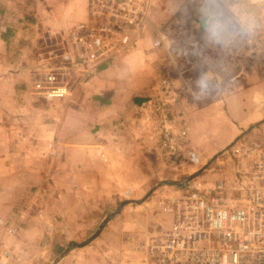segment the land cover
<instances>
[{"label":"crops","instance_id":"obj_1","mask_svg":"<svg viewBox=\"0 0 264 264\" xmlns=\"http://www.w3.org/2000/svg\"><path fill=\"white\" fill-rule=\"evenodd\" d=\"M183 1L185 3V0H153L152 11L156 7L157 13L155 19L151 17V20L155 25L171 22L175 32L172 36L168 32L166 37L177 55L181 53L182 46L173 38H183L179 31L182 18L185 17L189 24L195 23L189 32V38L205 40L208 45H201L199 48L196 46L195 50L190 48L191 55L196 54V59H189L188 68L211 72L205 75L214 86L212 94H216L209 98L210 103H216L221 95L230 93V88L233 87L231 84L235 86L234 93L239 90L240 81L234 83L230 80L231 76L237 74V78L233 80L238 81L241 74L239 71H256L257 77L264 81V0L213 2L208 6L215 21L223 25L231 37L230 42L221 45L212 43L207 38L203 11L206 7L197 9L188 6L193 14L182 15L178 12V7ZM42 2L43 0H0V217L5 220L13 219L15 236L4 239V246L18 257L19 264H31L37 260L52 262L58 248L84 241L101 219L104 206H112V203L105 204V201L115 203L117 198L123 196L113 185V182L119 181L116 159L122 152L137 149L135 140L132 139L120 144L99 139L87 141L63 138L66 129L72 133L77 131V127L67 126L65 110L55 130L56 142L49 141L45 149L38 148L32 158L21 156L23 147L32 149L31 144L22 147L20 141L26 121L34 117V112L27 109L34 105L30 95L31 80L37 66L44 61L40 58L38 49H33L40 36L36 30L39 14L31 11L33 19L28 17L23 20L21 11L32 10L31 7L43 5ZM86 2L87 0L56 1L59 8L57 11L52 10V15L56 13L54 21L58 25L53 30H61L64 37L73 26L89 22ZM46 13L50 15L49 12ZM32 21V25L28 24ZM151 38V34L143 30L125 55L113 63L100 65L90 79L83 80L74 90L72 100L76 98L78 91H82L79 94L87 93L94 87L103 89V94L140 87L143 95L139 103L149 96L154 81V58L158 49ZM199 52L207 56L201 60ZM159 53L164 56L162 51ZM247 73L249 72L246 75ZM199 79L194 77L190 82L192 85L197 84ZM176 83L181 90L185 86L181 78L173 79V88L167 98L175 122L178 118H183L186 112L200 114L203 108H198L199 102L183 104L179 97H174ZM148 85L150 87L147 90ZM240 91L233 93V98L242 103L243 107H236L242 110L232 113L231 108L224 105L225 113L233 121L232 138L248 124L260 120L263 114L259 111L258 104L256 111L247 112L244 104L246 94L251 89L243 88ZM195 93L196 90L192 92ZM181 94L186 98L185 92ZM84 95L82 94V99ZM216 106L218 105H213ZM149 129L154 135L150 123ZM39 130H43L42 134L49 135L54 127L48 124ZM128 131H131L130 127ZM52 145L54 153L49 155ZM155 150L160 159L157 147ZM111 230L112 225H107L87 246L70 249L55 264H139L142 256L138 259L132 257V252H137L134 244L123 245L116 240V248L110 245L114 238Z\"/></svg>","mask_w":264,"mask_h":264},{"label":"built area","instance_id":"obj_2","mask_svg":"<svg viewBox=\"0 0 264 264\" xmlns=\"http://www.w3.org/2000/svg\"><path fill=\"white\" fill-rule=\"evenodd\" d=\"M230 1L236 0L211 3ZM152 2L87 0L89 22L73 26L46 53L57 63L34 74L30 95L34 101H68L83 80L90 79L100 65L125 55L147 30L164 53V64L173 78L158 77L139 109L149 113L161 159L197 167L198 155L185 145L188 128L175 122L167 101L173 79L189 63L174 53L163 32L152 25ZM185 2L197 9L211 4L209 0ZM53 153L54 145L49 155ZM232 155L227 176L213 185L199 178L182 179V187L158 203L143 241L135 244V250L143 253L139 264H264V132L240 144ZM127 195L124 191L123 196ZM14 236L13 219L0 217V264H19L18 257L4 246V239Z\"/></svg>","mask_w":264,"mask_h":264},{"label":"rangeland","instance_id":"obj_3","mask_svg":"<svg viewBox=\"0 0 264 264\" xmlns=\"http://www.w3.org/2000/svg\"><path fill=\"white\" fill-rule=\"evenodd\" d=\"M56 1L58 0H43V5L41 4L36 5V7H31L32 10L29 11H25L24 9L21 11L23 20L28 17H31V19H33V16H31L30 14L31 11L34 14L38 12L39 16L37 17L40 18H37L38 22L36 21L37 34H40V36L38 37V40L36 42L38 43L37 46H35V48L33 49L35 51L38 49V52L41 55L40 58L45 62L43 61L40 65H38L39 67L37 66L34 74L37 71L40 72L41 70L57 63L56 60L48 59L46 55L48 51L56 48L57 44L62 41L63 38V33L61 30H53L55 29L53 27L55 25H58V22L54 21L56 19V13H53L52 15V10L57 11L59 8L56 5ZM178 8V12H180V14L182 15L188 16L193 14V12L188 9V5L186 4V2L184 3V1ZM156 9L157 8L155 7L154 11L151 12V17H153V19H155L154 17L157 13ZM46 11L50 13L49 16L47 15ZM51 19L53 21H51ZM182 19L183 20L181 23V28H179V31H181V36L183 38L173 39L174 41L178 40L177 42L182 46L181 53H179L178 55L187 63H189L190 58L196 59V54L191 55L192 50L190 48L192 47V49L195 50L196 46L199 48V46H205L208 45V43L205 40H194L195 38L193 37L190 39L189 32L193 29L192 27L195 25V23L189 24L188 21H186L185 17H183ZM151 23L156 29L163 32L165 37L168 32H170L169 35L171 36L172 33L175 32L173 26H171V22H167L166 24L162 25H155L151 20ZM28 24L32 25L33 21ZM159 51L162 50L157 49V55L154 58L155 62L153 69V84L155 83V81L157 82L158 77L160 76L172 77L167 70L166 65L164 64V56L163 54L159 53ZM206 56L207 55H205V53L201 52L199 54V59L202 60ZM207 72L211 74L210 71ZM236 72L237 71H235V74ZM239 72L241 74L238 81L233 80L237 78V74L231 76L230 80L234 83L240 81V85H238V87L241 91L243 88L251 89V91L246 94L247 98L244 104V106L246 107V111H256V107L258 104V109L260 108L259 111L263 112V117L264 81L257 77V74H255L256 71H246L249 72L247 73V75L245 71ZM208 73H205V71H202V69L190 70L188 67L182 68L179 71V75L175 76L174 79H182V81L185 83L184 90H181L176 83L174 97H179L183 104H194V102L196 101H194L193 99L194 94H192V92L194 90H196L197 92V84L192 85L190 80H193L194 77L201 78V76L206 78L205 75ZM92 74L94 75V72L91 73L90 76H92ZM206 79L208 81L210 80L208 78ZM231 85L233 87L230 88V93L221 95L220 99L216 103H210L211 101H209V98H213L214 95H216L215 93L210 94L206 98V100L199 102L198 104L200 105V107L198 108H203L200 114H195V112L188 114V112H186L183 118L177 119L178 123H182L188 128L185 145L187 149L194 151L198 155L200 163L197 167H190L185 164L178 165L172 163L170 165H173L175 167L171 168L167 166L163 167L160 164L161 160L158 158L155 150V137H153L154 135L150 133L149 129V113L147 109H139V100L143 95L140 87H134V89L131 88L126 91L123 89L108 94H103V89L100 90L99 88L94 87L92 91L88 90L87 93H82L83 95L88 94L87 96L84 95V99H82V94H79L82 91H78L74 100H72L71 96L68 101H34L33 107H27L28 110H32L34 112V117H31L30 120L26 121L27 125L24 126L25 131L22 135V141H20L22 147L31 144L32 149L27 150L26 147L25 149L23 147V149L21 150V156L24 157L27 155L28 157L32 158L36 155L35 151H37L38 148L45 149L46 143H48L49 141H52L54 143L56 142L57 134L55 133V130L58 128L61 115L63 114V112H65V110H67V126H75L77 127V131L75 130V132L72 133L68 132L66 129L63 134V138L70 140H73L75 138L78 140L87 141L99 139L120 144L127 143L131 139L135 140L137 149L134 148L133 152H122L116 159L117 165L115 167L118 171L117 173L119 181L113 182V185L117 187L118 193L128 191L129 195L117 198V201L115 203H113V201H105V204L112 203V206H104L105 209L102 211L101 219L96 223V229L99 223L114 209H116L118 203L122 200H138L152 186L159 184L161 181L171 180L180 182L182 179H185L188 175L192 174L204 163H206V161H208V159L214 153L228 145L242 131L246 130L248 127L259 121L257 120L252 122L251 124H248L245 129L241 130L235 137L232 138L233 134H231V131L233 127L231 128V123L233 121L227 116V113H225L226 109L224 108V105L229 106L232 113H237V111H240V109L242 110V108L237 109L236 107H243V105L242 103H240V101L237 102V100L233 98V90L235 89V86L234 84ZM149 87L150 85H148L146 89L148 90ZM153 88L154 85L151 86V93L153 92ZM182 92L186 93V98L183 96V94H181ZM237 92H235L234 94H236ZM100 93H102L103 95H99ZM223 99H225L226 101L223 102ZM213 105L218 106L213 107ZM221 110L225 114H222ZM262 117L260 119H262ZM48 124L54 127L52 134H42L43 130L39 129H41V127H45V125ZM128 127L131 128V131H128ZM132 130L134 132H132ZM263 132L264 121L259 126L250 128L249 131L241 136L229 149H227L214 161H212L207 169L202 172L201 175H199L197 178L206 181L207 185H213L214 181H217L220 177L227 176L230 173L232 161L234 160L232 153L235 148H237L240 144H243L248 139L252 140L260 137ZM132 133H137L138 135H133ZM11 137H14V135H11ZM20 168L23 169V167ZM159 168L160 170H158ZM166 176L170 177L167 178ZM162 177H165L167 179H163ZM158 179L162 180L158 181ZM175 193V187L162 185L157 187L141 204L127 205L119 209L102 228L103 230L107 225H112L111 233L114 235V238L112 239L110 245L116 248V240H118V243H122L123 245H125V243L129 245H135L136 243L143 241L145 232L146 230H148L147 226L153 221L152 216L156 212H158V203L164 198L172 196ZM95 229L90 230V235H92ZM74 243L75 242H72L71 244ZM71 244L63 245V247L58 248L54 252L53 257L55 256L54 258H56L66 247H69ZM133 256L138 259L140 256H143V253L132 252V257ZM31 264H51V262H40L39 260H37L35 263Z\"/></svg>","mask_w":264,"mask_h":264},{"label":"water","instance_id":"obj_4","mask_svg":"<svg viewBox=\"0 0 264 264\" xmlns=\"http://www.w3.org/2000/svg\"><path fill=\"white\" fill-rule=\"evenodd\" d=\"M264 121V116L262 117V119H260L258 122H256L255 124H253L252 126L248 127L246 130L242 131L239 135H237L228 145H226L224 148H222L221 150L217 151L216 153H214L209 159L208 161H206V163H204L200 168H198L196 171H194L192 174L188 175L184 182H190L191 180L197 178L199 175H201L202 172H204L207 167L210 165V163L212 161H214L219 155H221L223 152H225L227 149H229L241 136H243L247 131H249L250 128L252 127H256L259 126L260 124H262ZM162 185H167V186H172L175 187L177 189H180L182 187L181 183L178 181H161L159 184L152 186L140 199L138 200H131V199H126V200H122L121 202L118 203L117 208L114 209L107 217H105L97 226V228L95 229V231L92 233V235H90L87 239H85L84 241L80 242V243H74L71 244L69 247H66L55 259H53V261L51 262V264H55L60 258H62L70 249L72 248H83L85 246H87L91 241H93L101 232L102 228L105 226V224L111 219V217L121 208H123L124 206L127 205H139L141 204L147 197H149V195L159 186Z\"/></svg>","mask_w":264,"mask_h":264},{"label":"clouds","instance_id":"obj_5","mask_svg":"<svg viewBox=\"0 0 264 264\" xmlns=\"http://www.w3.org/2000/svg\"><path fill=\"white\" fill-rule=\"evenodd\" d=\"M210 3L211 0H209V4ZM203 11L206 20V33L208 40L216 44H226L230 42L231 37L226 32L224 26L215 21L211 14L210 7H206ZM196 87L197 92L193 97L194 101L196 102H202L206 100V98L214 91V86H212L204 77H201L197 81Z\"/></svg>","mask_w":264,"mask_h":264},{"label":"trees","instance_id":"obj_6","mask_svg":"<svg viewBox=\"0 0 264 264\" xmlns=\"http://www.w3.org/2000/svg\"><path fill=\"white\" fill-rule=\"evenodd\" d=\"M159 49V48H158ZM156 141V140H155ZM160 159H161V157H160ZM159 162H160V160H159ZM158 162V163H159ZM162 162V163H161ZM161 162H160V164L163 166V167H165V166H167V167H169V166H171L170 164H171V161H164V160H162L161 159ZM165 165V166H164ZM172 168V167H171ZM158 170H160V168L158 169ZM158 170H156V171H158ZM164 175H167V174H164ZM167 178H169L170 176H166ZM163 179H167V178H165V177H162ZM162 179H158V181H161ZM157 181V180H156Z\"/></svg>","mask_w":264,"mask_h":264}]
</instances>
